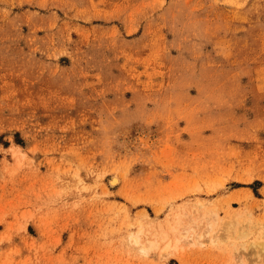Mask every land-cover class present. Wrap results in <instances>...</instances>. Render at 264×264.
<instances>
[{
    "label": "rangeland",
    "instance_id": "rangeland-1",
    "mask_svg": "<svg viewBox=\"0 0 264 264\" xmlns=\"http://www.w3.org/2000/svg\"><path fill=\"white\" fill-rule=\"evenodd\" d=\"M170 226L166 256L130 239ZM260 243L264 0H0V264H264Z\"/></svg>",
    "mask_w": 264,
    "mask_h": 264
},
{
    "label": "bare ground",
    "instance_id": "bare-ground-1",
    "mask_svg": "<svg viewBox=\"0 0 264 264\" xmlns=\"http://www.w3.org/2000/svg\"><path fill=\"white\" fill-rule=\"evenodd\" d=\"M118 182L119 178L117 176H113L110 179V185L112 186L118 184ZM206 215L207 214H205L203 217H205ZM173 227L174 226H170V229L160 227L152 233V237L148 239L146 243H140V235L142 233L141 231H139L136 235L130 237V239L134 244H138L137 246L140 247V250L142 252H146L148 250H160L162 256H166L167 254H169L170 250L176 249L180 242L179 237L174 238L170 236V232L172 231ZM173 231H175V229H173ZM259 252L264 257V243H260Z\"/></svg>",
    "mask_w": 264,
    "mask_h": 264
}]
</instances>
